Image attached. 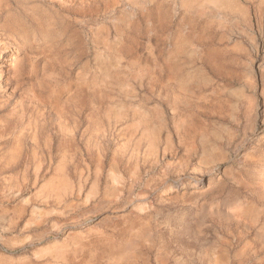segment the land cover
<instances>
[{"label": "rangeland", "instance_id": "obj_1", "mask_svg": "<svg viewBox=\"0 0 264 264\" xmlns=\"http://www.w3.org/2000/svg\"><path fill=\"white\" fill-rule=\"evenodd\" d=\"M230 5L0 0V264H264V36Z\"/></svg>", "mask_w": 264, "mask_h": 264}, {"label": "crops", "instance_id": "obj_2", "mask_svg": "<svg viewBox=\"0 0 264 264\" xmlns=\"http://www.w3.org/2000/svg\"><path fill=\"white\" fill-rule=\"evenodd\" d=\"M229 2L232 13L238 15L234 26L245 36V38L243 37L245 40L248 39L249 45L256 41L253 34L252 14L255 19L256 30H259L264 36V0H229ZM262 45L264 46V37L262 38Z\"/></svg>", "mask_w": 264, "mask_h": 264}, {"label": "bare ground", "instance_id": "obj_3", "mask_svg": "<svg viewBox=\"0 0 264 264\" xmlns=\"http://www.w3.org/2000/svg\"><path fill=\"white\" fill-rule=\"evenodd\" d=\"M29 48H31V44H29ZM7 58H10V59H11L12 57H10V56H7Z\"/></svg>", "mask_w": 264, "mask_h": 264}]
</instances>
